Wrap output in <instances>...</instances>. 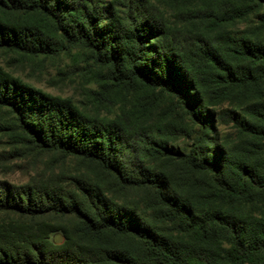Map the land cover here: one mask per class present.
Returning a JSON list of instances; mask_svg holds the SVG:
<instances>
[{
    "label": "trees",
    "instance_id": "obj_1",
    "mask_svg": "<svg viewBox=\"0 0 264 264\" xmlns=\"http://www.w3.org/2000/svg\"><path fill=\"white\" fill-rule=\"evenodd\" d=\"M170 1L192 32L150 0H0V50L80 48L95 106L130 104L91 115L0 67L18 155L48 158L0 182V264H264V0ZM227 100L229 149L213 110Z\"/></svg>",
    "mask_w": 264,
    "mask_h": 264
},
{
    "label": "rangeland",
    "instance_id": "obj_2",
    "mask_svg": "<svg viewBox=\"0 0 264 264\" xmlns=\"http://www.w3.org/2000/svg\"><path fill=\"white\" fill-rule=\"evenodd\" d=\"M211 5L218 0H203ZM161 12L179 34L184 35L193 28L188 17L181 11L180 5L170 0H150ZM245 30L244 23L228 25L221 30L232 37L240 35ZM220 33V32H219ZM0 67L11 76L18 78L23 83L61 98H68L79 108L91 115H98L108 119L114 118L120 110L122 101L129 107L125 98L115 96V104L103 109L95 106L91 92L97 89L95 75L97 69L88 61L86 53L80 48H69L60 51L55 56L29 57L16 55L0 50ZM167 101L163 100L157 111L162 113L167 109ZM233 100H227L214 108L218 142L225 148H234L238 143L237 127L232 121H228L226 114H236L240 117V111ZM172 119L171 117L167 118ZM10 115L0 106V182H8L14 185L26 184L37 172L47 165L48 158L37 160L33 155L21 157L10 138ZM188 144L186 139L174 141V146Z\"/></svg>",
    "mask_w": 264,
    "mask_h": 264
}]
</instances>
